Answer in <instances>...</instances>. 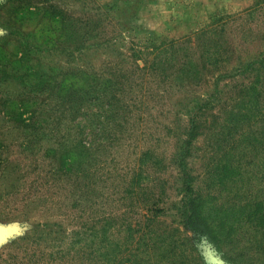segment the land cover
<instances>
[{"label": "rangeland", "instance_id": "obj_1", "mask_svg": "<svg viewBox=\"0 0 264 264\" xmlns=\"http://www.w3.org/2000/svg\"><path fill=\"white\" fill-rule=\"evenodd\" d=\"M225 17L232 20L223 35L224 62L200 70L199 79L173 77L168 91L162 92L159 81L150 76L151 86L144 85L150 95L141 96L134 88L130 109L125 112L123 95L119 108L105 118L104 103L112 95L105 88L109 83L93 81L104 93L86 115L102 125V137L94 134L89 120L76 135L70 113L60 116L64 108H53L62 99L57 98L60 87L56 95L53 91L65 77L85 72L95 80L102 68L109 75L114 68L121 71L127 93L139 73L132 67V48L184 42L182 55L191 54L194 63L203 65L205 40L198 34ZM254 58L264 60V0H0V264H65L71 233L81 225L80 196L84 200L87 195L83 208L92 207V213L102 210V201L117 209L114 200L123 187L116 185L130 179L135 168H142L146 179L134 219L146 213L147 195L153 201L160 197L153 202L164 209L159 226L185 232L178 227L174 204L182 198L176 155L193 124L194 114L188 110L195 112L199 125L188 159L196 190L215 195L217 203L233 201L229 191L216 185L214 173L229 159L228 153H234L241 157L250 193L264 201V62L252 75L235 71ZM254 83L258 91L252 95ZM37 123L44 125L42 140L33 143L31 127ZM104 142L113 147H100L90 159L73 163L81 166V175H95V190L87 192L89 177L74 182L56 168L59 159H67L64 149ZM146 152L152 155L150 166L139 161ZM196 247L205 264H233L218 261L222 254L211 244L200 241ZM235 257L249 263L246 257Z\"/></svg>", "mask_w": 264, "mask_h": 264}, {"label": "trees", "instance_id": "obj_2", "mask_svg": "<svg viewBox=\"0 0 264 264\" xmlns=\"http://www.w3.org/2000/svg\"><path fill=\"white\" fill-rule=\"evenodd\" d=\"M253 12L250 11L249 15ZM231 20V17L215 19L210 28L198 34L205 40L201 56L203 65L194 63L191 54L182 55L180 47H184V42H161L158 45L151 43L152 49L149 47L132 48L131 57L135 61L132 67L139 73L134 74L136 79L127 93L125 91L128 88L122 83L123 79L120 77L122 72L114 68L110 71V76L107 74V69L102 68L95 72V80L85 72L82 76L73 78L68 75L65 77L66 80L53 91L56 95L60 87L59 93L61 94L57 98L62 99L52 106L54 109L64 108L61 111L57 110L60 111L58 112L60 116L66 115L67 112L70 113L68 119L74 121V128L77 129L76 135L82 134L83 121L89 120L94 134L102 137L100 133L102 125L98 124L97 119H90V116L86 115V109L91 108L93 103L99 102L102 97L100 92L104 93V90L100 89L99 92L92 85L93 81L100 80L103 82L102 85L109 83L105 88L112 94L110 101L104 103L103 118L107 116V113L111 114L119 108L123 95L127 98V104L124 105L125 112H127L130 109V92L134 93V88L139 89L141 96L144 93L151 94L144 86H151L148 79L150 76L157 79L158 87L163 89L162 92H166L168 91L167 85L171 83L173 77L183 81L192 78L194 81L201 78L200 70L220 66L224 62L225 53L223 35ZM141 60L147 61L148 64L145 63L146 65L141 67L138 63ZM263 62L264 60L259 61L254 58L242 67L236 68L235 71L244 76L252 75L257 64ZM257 84L251 85L252 95L258 91ZM138 95L136 96L139 97ZM197 106L201 110V104ZM194 110H197V107ZM187 112L190 115L194 114V117L191 119L192 127L189 132L185 133V139L180 141V144L182 143L180 152L176 155V163L181 175L182 198L180 202L174 204V209L177 210L175 217L179 220L178 227L182 226L185 229L184 234L180 233L178 228L169 230L159 226V214L161 215L164 209L158 208L159 205L153 202H159L160 197L153 201L147 195L143 199V204L147 207L146 210L144 209L146 213L142 214L140 219H134L137 215L135 204H141L138 203L141 202L140 197L144 195L141 184L146 179L142 168H135L130 179H122L121 184L116 185L118 188L123 187L120 198L114 200L117 209L107 208L106 203L102 201V210L92 213V207L83 208L84 203L88 201L87 195L84 200L83 196H80L77 207L81 205L79 215L81 225L78 230L71 233L72 238L65 251V258H68L65 264H205L196 247L197 242L200 241L205 246L211 244L212 249L222 254L220 258L223 261L243 264L235 257L238 256L246 257L245 259L249 262L246 264H264V201L250 193V180L248 175H245L244 166L241 165V157L238 159L234 153H228L227 158L229 159L214 173L216 185L229 191L233 201H228V204L217 203L218 199L214 197L215 195L201 194L199 190H196L195 177L189 168L188 159L192 154L194 137L196 132L198 133L199 125L194 121L197 117L195 112L191 110ZM40 119L41 117L38 122ZM107 121L109 124L110 119L108 118ZM38 125L37 123L36 127H31L33 143H39L42 140L39 133L44 125ZM116 140L114 137V141ZM104 143L99 147H91V144L88 145L89 147L86 144H75L72 149H64L67 159L66 161L59 159V167L56 168L68 174L69 180L74 178V182L85 181L89 177L87 192H90L92 186L96 185V182L93 183L95 175H81L83 172L79 170L81 166L78 165L75 168L73 163L90 159L93 152H97L100 147L103 149L113 147L111 142ZM141 156L140 163L150 166L151 161H147L148 157L152 156L150 152L142 153ZM248 174H250L249 170ZM262 178L264 179V173H262ZM100 180H102L101 177ZM103 189L101 187L100 191ZM141 192L143 195L140 194ZM243 196H246V199L241 203L239 200H244ZM186 232L192 233L193 236H189Z\"/></svg>", "mask_w": 264, "mask_h": 264}, {"label": "water", "instance_id": "obj_3", "mask_svg": "<svg viewBox=\"0 0 264 264\" xmlns=\"http://www.w3.org/2000/svg\"><path fill=\"white\" fill-rule=\"evenodd\" d=\"M211 248V247H210ZM215 257H216V255H217V253H212ZM218 258V259H217ZM216 259L218 260V261H220V262H223L222 261V259L221 258H219V257H217ZM207 260V259H206ZM208 262V261H207Z\"/></svg>", "mask_w": 264, "mask_h": 264}]
</instances>
